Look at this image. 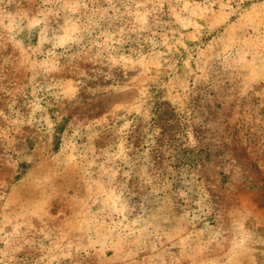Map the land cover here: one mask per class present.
<instances>
[{"label": "rangeland", "instance_id": "374dc122", "mask_svg": "<svg viewBox=\"0 0 264 264\" xmlns=\"http://www.w3.org/2000/svg\"><path fill=\"white\" fill-rule=\"evenodd\" d=\"M0 264H264V0H0Z\"/></svg>", "mask_w": 264, "mask_h": 264}]
</instances>
